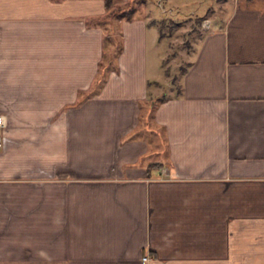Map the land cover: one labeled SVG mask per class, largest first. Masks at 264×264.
Instances as JSON below:
<instances>
[{
	"label": "crops",
	"instance_id": "crops-1",
	"mask_svg": "<svg viewBox=\"0 0 264 264\" xmlns=\"http://www.w3.org/2000/svg\"><path fill=\"white\" fill-rule=\"evenodd\" d=\"M257 1H209L179 93L149 114L154 13L113 23L117 66L88 93L106 0H0V264H264Z\"/></svg>",
	"mask_w": 264,
	"mask_h": 264
},
{
	"label": "rangeland",
	"instance_id": "rangeland-1",
	"mask_svg": "<svg viewBox=\"0 0 264 264\" xmlns=\"http://www.w3.org/2000/svg\"><path fill=\"white\" fill-rule=\"evenodd\" d=\"M209 1L184 0L180 3L166 0L114 1L116 8L133 5L135 16L154 13V22L159 25L164 36L160 43L161 55L167 49L164 64L160 65L161 76H164L165 72L164 79L161 81L163 85H159V92L158 90L156 92L158 96H154L153 92L150 94L149 100L178 92L183 70L188 65L196 41L202 33L204 18L202 15L205 12L204 7L208 5ZM211 4H215V2ZM160 90L162 91L160 92Z\"/></svg>",
	"mask_w": 264,
	"mask_h": 264
},
{
	"label": "trees",
	"instance_id": "trees-1",
	"mask_svg": "<svg viewBox=\"0 0 264 264\" xmlns=\"http://www.w3.org/2000/svg\"><path fill=\"white\" fill-rule=\"evenodd\" d=\"M115 0H106V5L108 8V12L105 15H98L93 18H91L93 21H95L97 24L101 25L104 30L106 31V37H105V43H104V54L103 59L100 63V74L98 75L97 79L95 80L94 85L90 88L88 93H95L97 92L103 83L106 80L107 71L110 68H116V57L119 55V53L122 50V41L119 38V34H117L115 27L113 26V23L116 20H123V19H131L135 17L134 11L135 8L132 7L133 5L129 6H121L119 8H116L114 6ZM241 2V0H240ZM180 91V87L178 89V93ZM162 99H165V96H161L158 98H151V100L148 99L147 103L148 105H144V107L148 108V113L153 114V110H155V107L157 106V103L160 102ZM149 166H162V162L154 161L151 162Z\"/></svg>",
	"mask_w": 264,
	"mask_h": 264
},
{
	"label": "built area",
	"instance_id": "built-area-1",
	"mask_svg": "<svg viewBox=\"0 0 264 264\" xmlns=\"http://www.w3.org/2000/svg\"><path fill=\"white\" fill-rule=\"evenodd\" d=\"M5 117H6L5 115L0 114V125L5 124ZM2 145H3V140L1 139V140H0V147H2ZM143 259H144V260H147V259H149V256L146 255V256H144Z\"/></svg>",
	"mask_w": 264,
	"mask_h": 264
}]
</instances>
